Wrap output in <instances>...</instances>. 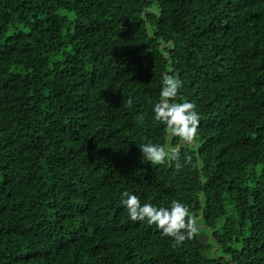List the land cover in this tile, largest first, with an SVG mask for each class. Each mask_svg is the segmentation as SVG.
<instances>
[{
	"label": "trees",
	"instance_id": "obj_1",
	"mask_svg": "<svg viewBox=\"0 0 264 264\" xmlns=\"http://www.w3.org/2000/svg\"><path fill=\"white\" fill-rule=\"evenodd\" d=\"M165 73L192 142L154 118ZM0 264H264V0H0Z\"/></svg>",
	"mask_w": 264,
	"mask_h": 264
},
{
	"label": "clouds",
	"instance_id": "obj_2",
	"mask_svg": "<svg viewBox=\"0 0 264 264\" xmlns=\"http://www.w3.org/2000/svg\"><path fill=\"white\" fill-rule=\"evenodd\" d=\"M182 81L173 75L165 73L160 91L161 99L153 105L154 118L163 122L170 133L182 137L184 141L192 142L198 132L200 122L196 106L187 99L181 98L174 102ZM131 104V100H129ZM143 159L151 163H164L166 160L177 161V150L169 153L162 144L146 142L139 145ZM120 203L128 211L133 221H144L156 227L177 243L191 237L195 231V223L189 216L188 206L179 200H173L168 206H157L150 202L141 203L136 194L125 191ZM187 218V219H186ZM184 230V231H182Z\"/></svg>",
	"mask_w": 264,
	"mask_h": 264
}]
</instances>
